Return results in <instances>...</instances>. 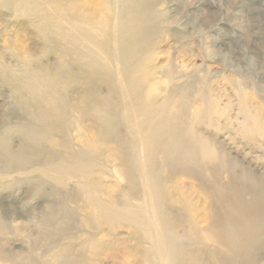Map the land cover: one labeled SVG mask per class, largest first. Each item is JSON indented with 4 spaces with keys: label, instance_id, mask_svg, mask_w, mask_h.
<instances>
[{
    "label": "rangeland",
    "instance_id": "rangeland-1",
    "mask_svg": "<svg viewBox=\"0 0 264 264\" xmlns=\"http://www.w3.org/2000/svg\"><path fill=\"white\" fill-rule=\"evenodd\" d=\"M160 257L264 264V0H0V264Z\"/></svg>",
    "mask_w": 264,
    "mask_h": 264
},
{
    "label": "bare ground",
    "instance_id": "bare-ground-1",
    "mask_svg": "<svg viewBox=\"0 0 264 264\" xmlns=\"http://www.w3.org/2000/svg\"><path fill=\"white\" fill-rule=\"evenodd\" d=\"M113 1V0H112ZM79 3V2H78ZM91 4L92 5H96L95 3H92L91 2ZM86 7V6H85ZM94 9H95V6L93 7V9H92V11L94 12ZM125 9V8H124ZM141 9V8H140ZM120 12V11H119ZM142 12V11H141ZM152 14V13H151ZM115 15V14H114ZM146 17V16H145ZM149 17V16H148ZM131 18V17H130ZM149 19V18H148ZM146 20H147V18H146ZM111 21H113V20H111ZM150 26H152V25H150ZM154 27V26H153ZM149 30V29H148ZM135 34H137V33H135ZM149 38V37H148ZM90 42V41H89ZM86 44V43H85ZM91 45V44H90ZM94 45V44H93ZM128 45V44H127ZM135 46V45H134ZM127 47V46H126ZM78 48H80V47H78ZM105 49V48H104ZM93 50V49H92ZM95 50V49H94ZM128 51V50H127ZM97 52V51H96ZM106 52V51H105ZM142 54V53H141ZM148 54V53H147ZM145 56V55H144ZM89 58V57H88ZM148 58V57H147ZM141 59H143V58H141ZM95 61V60H94ZM123 62V61H122ZM140 62H141V60H140ZM114 63V62H113ZM133 63V62H132ZM136 64H137V62H136ZM114 65V64H113ZM91 67V66H90ZM89 67V68H90ZM115 67V66H114ZM93 68V67H92ZM104 68V67H103ZM128 69H129V67H127ZM125 69V68H124ZM116 70V69H115ZM131 70H133V69H131ZM146 70V69H145ZM87 71H88V69H87ZM125 71V70H124ZM147 71V70H146ZM160 71H162V70H160ZM139 72V71H138ZM143 72H145L144 70H143ZM148 72V71H147ZM122 73V72H121ZM112 74V73H111ZM123 74V73H122ZM140 74V73H139ZM141 75V74H140ZM139 75V76H140ZM144 75H146V74H144ZM141 77V76H140ZM100 78V77H99ZM140 79V78H139ZM142 79V78H141ZM140 79V80H141ZM109 80V79H108ZM138 80V79H137ZM117 81V80H116ZM115 81V82H116ZM120 81V80H119ZM105 82V81H104ZM136 82V81H135ZM117 83V82H116ZM136 83H138V82H136ZM105 85H107V84H105ZM119 86H120V84H119ZM118 87V86H117ZM111 88V87H110ZM124 88V87H123ZM127 88V87H126ZM111 90V89H110ZM119 90V89H118ZM117 90V91H118ZM126 91V90H125ZM93 93V92H92ZM182 95V94H181ZM97 96V95H96ZM172 96V95H171ZM95 99H96V97H95ZM108 99V98H107ZM92 100H94V99H92ZM97 101V100H96ZM101 101H102V99H101ZM98 103H101L99 100L97 101ZM133 102V101H132ZM86 104V103H85ZM131 105V104H130ZM134 106V105H133ZM55 107H58V106H55ZM136 107V106H135ZM98 108V107H97ZM100 108V107H99ZM82 109V108H81ZM72 110V109H71ZM96 112V111H95ZM129 112V111H128ZM165 112V111H164ZM149 114V113H148ZM147 116V115H146ZM186 116V115H185ZM137 117V116H136ZM120 118V117H119ZM127 119V118H126ZM136 119V118H135ZM173 119V118H172ZM134 120V119H133ZM137 120V119H136ZM163 120V119H162ZM129 121V120H128ZM132 121V120H131ZM165 121V120H164ZM171 121V120H170ZM85 122V121H84ZM133 122V121H132ZM151 122V121H150ZM168 122V121H167ZM174 122V121H173ZM130 123V122H129ZM142 123V122H141ZM157 123V122H156ZM155 123V124H156ZM87 124V123H86ZM92 125V124H91ZM139 125H140V123H139ZM143 125V124H142ZM172 125V124H171ZM174 125V124H173ZM117 126V125H116ZM134 126V125H133ZM132 126V128H134ZM167 126V125H166ZM85 127V126H84ZM129 127V126H128ZM168 127V126H167ZM179 127V126H178ZM109 128V127H108ZM144 128H147V127H144ZM170 129V128H169ZM100 130H102L101 128H100ZM115 130V129H114ZM128 130V129H127ZM145 130V129H144ZM107 133V132H106ZM114 133V132H113ZM147 133V132H146ZM160 133H162V132H160ZM84 134V133H83ZM115 134V133H114ZM130 134V133H129ZM137 134H138V132H137ZM143 134V133H142ZM169 134V133H168ZM161 136V135H160ZM80 137V136H79ZM84 137V136H83ZM93 137V136H92ZM105 137V136H104ZM114 137V136H113ZM120 137V136H119ZM170 137V136H169ZM130 138V137H129ZM168 137H166V140H168L167 139ZM84 139V138H83ZM126 140V139H125ZM128 140V139H127ZM164 140V139H163ZM114 141V140H113ZM120 141H121V139H120ZM119 142V141H118ZM129 142V141H128ZM138 142V141H137ZM145 142V141H144ZM8 144V143H7ZM47 144V143H46ZM94 144V143H93ZM123 144H124V142H123ZM143 144V143H142ZM155 144V143H154ZM167 144V143H166ZM96 145V144H95ZM103 145V144H102ZM130 145V144H129ZM128 145V146H129ZM136 145V144H135ZM145 145V144H144ZM164 145V144H163ZM142 146V145H141ZM146 146V145H145ZM145 146H143V147H145ZM166 146V145H165ZM48 147V146H47ZM157 147V146H156ZM8 148V147H7ZM131 148V147H130ZM146 148V147H145ZM149 148V147H148ZM158 148V147H157ZM205 148V147H204ZM93 149V148H92ZM120 149V148H119ZM151 149V148H150ZM156 149V148H155ZM159 149V148H158ZM170 149H172L171 147H170ZM96 150V149H95ZM206 150L211 154V149H210V147H208V149L206 148ZM99 151V150H98ZM104 151V150H103ZM163 151V150H162ZM167 150H165V152H166ZM139 152V151H138ZM155 152H157V151H155ZM160 152V151H159ZM213 152V151H212ZM100 153V152H99ZM103 153V152H102ZM169 153V152H168ZM108 154V153H107ZM127 154V153H126ZM159 154V153H158ZM105 155V154H104ZM109 155V154H108ZM129 155H131L130 153H129ZM148 155V154H147ZM154 155V154H153ZM152 155V156H153ZM163 155V154H162ZM213 155H215L216 156V153H214ZM137 156V155H136ZM142 156V155H141ZM151 157V156H150ZM118 158V157H117ZM123 158H124V156H123ZM137 158V157H136ZM121 159V158H120ZM156 159V158H155ZM155 159H153L150 163H151V166L153 165V168H155V167H158V165H157V162L159 161V159H158V161H156ZM220 160V162L222 163L223 161L221 160V159H219ZM135 161V160H134ZM138 161V160H137ZM167 161V160H166ZM119 162V161H118ZM160 162V161H159ZM174 162V161H173ZM42 163V162H41ZM183 163V162H182ZM121 164V163H120ZM125 166V165H124ZM121 167V166H120ZM135 167H137V166H135ZM139 168V167H138ZM122 170H123V168H121ZM174 169V168H173ZM45 171V170H44ZM135 170H133V172H134ZM118 176H120V175H118ZM122 176V175H121ZM120 176V177H121ZM242 178V177H241ZM122 179V178H121ZM131 179H133V178H131ZM134 181V180H133ZM120 182V181H119ZM227 182V181H226ZM139 183V182H138ZM140 186V185H139ZM106 189V188H105ZM144 189V188H143ZM142 188H141V190H143ZM146 189V188H145ZM59 190V189H58ZM99 190H100V188H99ZM107 190V189H106ZM118 191V190H117ZM128 191V190H127ZM129 192V191H128ZM156 196L157 195H153V193L152 194H149L148 195V197L150 198V200H151V205H150V207H148L146 210H144V211H142V213L141 214H139V213H134V212H123V211H118V209H116V208H113V207H110V206H101V210H103V212H105V214H107V215H109V216H119V217H127V218H129V217H132V219H136V222L139 224V226H141L143 229H145V235L150 239V240H152V244L154 245H156V242L155 241H158L159 240V237H162V239L165 241V243L167 244V246L170 248V249H176L178 246H179V239L175 236V234L171 231V225H170V222L168 221L167 223H168V227L166 226V227H164V228H162V229H160L161 228V224L159 225L158 224V222H159V218L157 217L158 216V214H157V209H156V207H155V205H154V202L156 203V201H155V198H156ZM214 196V195H213ZM128 197H131V196H128ZM144 199V198H143ZM44 200V199H43ZM145 200V199H144ZM87 201V200H86ZM213 201V200H212ZM47 202V201H46ZM118 202V201H117ZM158 203V202H157ZM50 204V203H49ZM55 205V204H54ZM84 205V204H83ZM219 205V204H218ZM203 206V205H202ZM234 206V205H233ZM232 206V207H233ZM57 207V206H56ZM78 207V206H77ZM234 207H236V206H234ZM58 208V207H57ZM142 209V208H141ZM82 211V210H81ZM60 212H62V211H60ZM67 213V212H66ZM127 213V214H126ZM137 215H139V216H137ZM62 216H63V213H62ZM26 217V216H25ZM24 217V218H25ZM49 217V216H48ZM71 217H72V215H71ZM243 217V216H242ZM4 218V217H3ZM245 218V217H244ZM17 219V218H16ZM22 219V218H21ZM130 219V218H129ZM5 220V219H4ZM44 220V219H43ZM150 220L152 221H154L155 220V222H157V227H155L154 229H151V225H150ZM212 221V220H211ZM8 222V221H7ZM26 222V221H25ZM45 222V221H44ZM48 223V222H47ZM56 223V222H55ZM58 223V222H57ZM135 223V222H134ZM239 223V222H238ZM238 223H237V225H238ZM213 225H214V223H212ZM234 224H236V223H234ZM7 225V224H6ZM24 225V224H23ZM39 225H41V224H39ZM47 225V224H46ZM49 225V224H48ZM160 227H159V226ZM42 226H44V224L42 225ZM30 227V226H29ZM34 227V226H33ZM187 227H188V225H187ZM216 227V226H215ZM27 228V227H26ZM31 228V227H30ZM30 228H28V229H30ZM37 228V227H36ZM50 228V227H49ZM58 228V227H57ZM261 228V227H260ZM43 229V228H42ZM44 230V229H43ZM34 231V230H33ZM58 231V230H57ZM61 232V231H60ZM142 232V231H141ZM222 232V231H221ZM32 233V232H31ZM224 233V232H223ZM43 235V234H42ZM230 235V234H229ZM195 236V235H194ZM63 237H64V235H63ZM220 238V237H219ZM232 239V238H231ZM103 240V239H102ZM202 240V239H201ZM219 240V239H218ZM218 242H220V241H218ZM232 242V241H231ZM109 244V243H108ZM106 245V244H105ZM110 245V244H109ZM155 245H154V248H155ZM83 247V246H82ZM102 247V246H101ZM167 247V248H168ZM180 248V247H179ZM7 249V248H6ZM69 249V247H66V248H64L63 249V252H66L67 250ZM114 250V249H113ZM126 250V249H125ZM183 250V249H182ZM8 251V250H7ZM17 251V250H16ZM49 251V250H48ZM16 253V252H15ZM49 253V252H48ZM53 253V252H52ZM175 253H176V251H175ZM55 255V254H54ZM61 256V255H60ZM178 256V255H177ZM67 257V256H66ZM164 261V259L162 258V257H160V264H166V262H163ZM15 262V261H14ZM12 263H13V261H12Z\"/></svg>",
    "mask_w": 264,
    "mask_h": 264
}]
</instances>
